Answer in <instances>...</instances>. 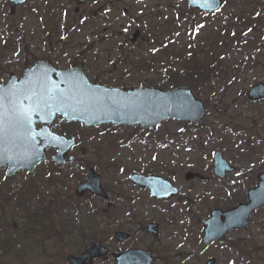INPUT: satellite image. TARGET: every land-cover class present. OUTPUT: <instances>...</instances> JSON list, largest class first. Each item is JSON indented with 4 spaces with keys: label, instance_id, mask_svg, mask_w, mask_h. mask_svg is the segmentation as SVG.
I'll return each instance as SVG.
<instances>
[{
    "label": "rangeland",
    "instance_id": "rangeland-1",
    "mask_svg": "<svg viewBox=\"0 0 264 264\" xmlns=\"http://www.w3.org/2000/svg\"><path fill=\"white\" fill-rule=\"evenodd\" d=\"M187 1L87 0L78 8L68 0H29L10 15L8 0H0V84L11 73L20 79L26 68L46 61L62 69L79 65L90 79L107 86L168 90L175 84L170 77L180 86L189 77L181 71L184 54L206 64L202 54L215 50L217 60L229 64L227 75L214 76L208 87L197 85L206 115L195 128L167 121L146 131L106 126L94 130L66 127L58 120V132L78 137L71 153L76 164H42L32 175L20 172L7 181L0 172V197L7 202L0 214V264H68V255H78L91 242L104 244L111 253L149 249L154 264H206L211 258L216 264H239L242 253L249 258L246 264H264V208L245 230L207 248L202 244V223L210 211L244 202L264 170V101L252 104L247 99L254 85L264 83V0H223L222 10L208 15L190 9ZM137 30L141 35L132 46L128 38ZM224 30L251 41L246 48L225 47L222 52ZM140 60L153 63V70L130 73L127 65ZM172 64L177 65L175 73L169 74ZM219 151L237 168L222 181L213 176V155ZM91 168L102 176L108 202L91 195L76 199L75 188ZM188 172L207 181H187ZM134 173L166 178L181 194L169 204L153 202L148 192L131 183ZM33 190L49 208L51 219L46 220L51 226L40 224L42 220L36 225L41 218L33 210L13 209L16 203H30L19 192L28 196ZM149 222L160 225L158 239L139 231ZM118 230L131 233V239L117 242ZM93 264L115 262L110 254Z\"/></svg>",
    "mask_w": 264,
    "mask_h": 264
},
{
    "label": "water",
    "instance_id": "water-1",
    "mask_svg": "<svg viewBox=\"0 0 264 264\" xmlns=\"http://www.w3.org/2000/svg\"><path fill=\"white\" fill-rule=\"evenodd\" d=\"M26 0H10L13 4L11 13L15 7ZM76 1L78 5H84L86 0ZM190 8H196L203 13L218 12L222 7L221 0H189ZM139 36L136 33L130 38L135 42ZM47 80L52 85H57L61 92H65L66 102L57 105L53 100H48L49 107L45 110L44 118L33 117L32 129L35 133L34 141L27 139H15L10 132H5L3 142H0V169L7 167L8 176L15 175L18 171H27L32 174L36 167L47 160L48 150H57L52 160L59 164L73 162L74 158L66 159L69 151L75 146L76 138L68 140L64 136L54 133L50 126L55 122L57 116L63 117L67 122H79L87 127H96L102 124L142 126L152 128L160 125L166 120H176L198 124L205 115V108L201 101L197 100L190 88L187 86L178 87L170 91H160L151 88H134L123 90L94 85L86 75L78 69L68 71H57L48 64L39 63L31 70L25 72L24 78L17 82L12 78L5 86L15 84L18 88H31L38 90L40 83ZM71 89V90H70ZM70 90V91H69ZM248 98L251 101L264 100V85L259 84L253 87ZM27 106V102H25ZM41 124V129L37 125ZM21 135L23 131L21 130ZM34 143V147L32 144ZM224 160L222 153L214 156V173L223 179L226 174L233 172ZM195 177L194 174H187L186 179ZM258 186L247 194V203L222 211L215 209L211 212L210 218L204 222L203 243L209 244L224 237L232 230H240L247 226L248 220L253 212L264 206V172L259 175ZM132 181L143 188H149L151 195L156 199H169L178 194L169 182L159 177H146L135 175ZM90 192L95 196L106 199L107 196L101 187V177L94 171L89 179L77 187L76 195L83 196ZM143 232L158 236V226L149 224ZM118 241H126L129 235L117 233ZM109 250L98 243L90 244L79 256H69L70 264H87L93 259L107 256ZM116 264H152V255L148 251L129 250L125 254L115 253ZM210 260L207 264H214Z\"/></svg>",
    "mask_w": 264,
    "mask_h": 264
},
{
    "label": "snow or ice",
    "instance_id": "snow-or-ice-1",
    "mask_svg": "<svg viewBox=\"0 0 264 264\" xmlns=\"http://www.w3.org/2000/svg\"><path fill=\"white\" fill-rule=\"evenodd\" d=\"M66 96L57 85H52L47 80L40 83L38 90L18 88L15 84L0 87V142H3L6 131L15 139L34 141L33 117L43 119L45 110L49 107L48 100L44 98L48 97L57 105H62L66 102ZM32 146H35L34 143Z\"/></svg>",
    "mask_w": 264,
    "mask_h": 264
},
{
    "label": "trees",
    "instance_id": "trees-1",
    "mask_svg": "<svg viewBox=\"0 0 264 264\" xmlns=\"http://www.w3.org/2000/svg\"><path fill=\"white\" fill-rule=\"evenodd\" d=\"M231 31V30H230ZM224 34L226 37V44L223 43L222 45H220V48L223 52L224 48L226 47L227 49L229 47H231L234 50H238L241 49L242 47L246 48V45L251 41L249 38H245L244 40H240V36H239V32H230L228 33L227 31L224 30ZM248 34H246L247 36ZM210 52H212L210 54ZM208 55L204 54L203 58L207 61H209L210 64H205L204 61L202 59H198L197 56L195 55H191L189 57L186 56V54L180 56V59L182 61V63L185 64V66L182 68L181 67V71L183 72L182 74H188V78L186 79L187 82H185L186 80H181L180 84H187L189 86H191V88L196 92V94L199 96L201 95L198 91H197V85H201V86H205L206 84L208 85L209 82L211 81V79L214 76H220L221 74L227 75L228 71L225 69H228L229 64L223 63L220 60H217V56L215 57L214 55V50L210 51ZM225 53H227V50L225 51ZM235 53V51H232L231 54ZM259 65V64H257ZM263 65V63L261 64ZM147 67L149 68L150 65H147ZM188 67H190V69H188ZM175 67L174 66H170V68H168V73L169 74H174L175 72ZM186 72V73H184ZM242 72L241 70H236L235 73H239ZM171 81H174L175 84L176 83V79L173 77L171 78ZM30 200L34 201V195L33 193H30L28 195ZM24 211L27 210V208H23ZM4 248V247H3ZM6 252L11 253V249L6 247ZM237 249V248H235ZM247 255V254H246ZM246 261L248 262L249 258H247V256H245Z\"/></svg>",
    "mask_w": 264,
    "mask_h": 264
},
{
    "label": "flooded vegetation",
    "instance_id": "flooded-vegetation-1",
    "mask_svg": "<svg viewBox=\"0 0 264 264\" xmlns=\"http://www.w3.org/2000/svg\"><path fill=\"white\" fill-rule=\"evenodd\" d=\"M76 12H78V11H76ZM132 46H137L136 44H131ZM46 62V61H45ZM126 62H130V60H126ZM47 63H50V62H47ZM138 63V62H137ZM137 63H134V62H131L130 64H128L127 66H129V68H133L132 70H130L129 69V71H130V73H132V74H138L139 73V71H140V69L138 68V65H136ZM133 64L135 65V66H133ZM79 65H77V67H78ZM57 67V66H56ZM71 67H75L74 65L73 66H71ZM71 67H69V68H71ZM80 67V66H79ZM58 68V67H57ZM62 69V68H61ZM64 69H68V68H64ZM109 72V71H108ZM134 72V73H133ZM98 73H100V71H98ZM88 74V73H87ZM12 75H14V74H10V77L12 76ZM16 76V75H15ZM98 76V75H97ZM17 77V76H16ZM18 78V77H17ZM92 81H94V82H98V80H96V78H93V80ZM1 171H4V173H6V170L5 169H2ZM0 171V172H1ZM6 176V175H5ZM14 178V177H13ZM10 179V178H9ZM12 179V178H11ZM8 179H6V181H7ZM145 191V190H144ZM147 192V191H146ZM172 200V199H171ZM171 200H169V201H158V202H161V203H169ZM130 225V224H129Z\"/></svg>",
    "mask_w": 264,
    "mask_h": 264
}]
</instances>
